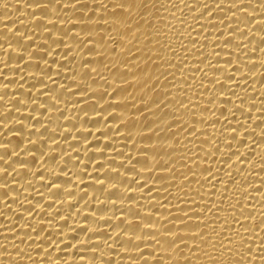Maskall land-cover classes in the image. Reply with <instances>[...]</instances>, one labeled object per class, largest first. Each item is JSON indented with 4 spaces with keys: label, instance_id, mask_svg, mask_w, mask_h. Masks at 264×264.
Here are the masks:
<instances>
[{
    "label": "bare ground",
    "instance_id": "obj_1",
    "mask_svg": "<svg viewBox=\"0 0 264 264\" xmlns=\"http://www.w3.org/2000/svg\"><path fill=\"white\" fill-rule=\"evenodd\" d=\"M0 264H264V0H0Z\"/></svg>",
    "mask_w": 264,
    "mask_h": 264
}]
</instances>
